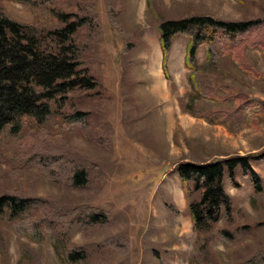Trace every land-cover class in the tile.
Returning <instances> with one entry per match:
<instances>
[{"label": "rangeland", "instance_id": "obj_1", "mask_svg": "<svg viewBox=\"0 0 264 264\" xmlns=\"http://www.w3.org/2000/svg\"><path fill=\"white\" fill-rule=\"evenodd\" d=\"M152 1L165 17L193 11L244 19L264 13V0L252 5L241 0ZM0 2L14 18L35 20L29 5L16 0ZM71 3L80 12L88 11L86 4L93 8L96 23L82 26L75 39L81 46V66L89 69L97 85L73 89L61 101H53L58 111L44 122L28 116L19 133L0 134V194L46 198V209L36 214H46L63 228L65 246L84 250L86 257L70 260L49 235L36 241L19 231L13 221L0 217L5 248L4 253L0 249V264H200L192 259L198 240L177 165L181 160L199 162L264 149V119L256 125L244 120L229 128L185 109L188 94L193 92L191 69L184 61L188 38L183 34L175 37L167 76L156 17L148 0ZM245 53L264 71L261 49L248 46ZM197 57L203 62L204 46ZM221 62L225 71H211V75L264 98L263 78L242 71L229 56ZM234 103L203 97L197 108ZM76 109L88 114L83 125L62 116ZM85 129L97 137L85 136ZM40 157L45 165L37 164ZM251 162L264 178V157ZM79 166L89 169L84 187L66 181ZM50 169L58 172L51 176ZM60 171L65 177L61 178ZM235 173L239 184L228 171L224 184L234 201V226L249 224L241 233L245 243L224 242L218 236L225 223L220 218L208 232L212 261L203 264H240L264 251V203L251 202L253 185L241 166ZM90 209L104 212L107 219L85 232L77 219Z\"/></svg>", "mask_w": 264, "mask_h": 264}, {"label": "trees", "instance_id": "obj_2", "mask_svg": "<svg viewBox=\"0 0 264 264\" xmlns=\"http://www.w3.org/2000/svg\"><path fill=\"white\" fill-rule=\"evenodd\" d=\"M16 1L31 7L35 20L24 22L14 18L0 2V134L13 136L20 132L26 117L32 116L38 122H44L55 114L58 110L52 102L61 101L67 92L97 85V79L89 69L81 66V46L75 39L82 26L96 23L91 4H86L88 11L80 12L74 10L73 0ZM241 1L252 5L257 0ZM148 2L156 17L163 52L162 66L167 76L168 57L175 37L183 34L188 38L184 61L191 69L189 81L193 92L188 94L185 109L198 117H205L209 122L221 123L229 128L244 120L252 125L263 120L264 98L218 79L211 75V71L224 72L222 57L229 56L242 71L264 79V71L252 63L245 53L250 46L258 47L264 55V13L244 19L222 18L209 12L193 11L182 16L165 17L154 9L152 0ZM201 46L205 48V58L199 63L197 52ZM219 90L226 93L220 94ZM203 97L218 101L234 100L235 103L227 107L198 109L197 103ZM87 115L86 111L79 109L62 114L66 121L81 124L87 121ZM85 131V136H95L91 134L92 127L91 133L87 129ZM94 139L99 142L98 138ZM259 157H264V149L243 154L230 153L199 162L179 161L177 172L198 240L192 251L193 260L200 264L212 261L209 259L208 232L220 218L225 223L218 230V236L227 244L245 243L244 234L241 233L246 232L249 224L234 226V201L225 187L224 177L228 171L238 185L235 170L241 166L253 185L251 202L256 204L262 200L264 203V178L251 162ZM36 162L45 165L41 157ZM57 172L55 169L49 170L51 176ZM59 175L65 177L61 171ZM60 176L55 175L59 179ZM67 177L69 179L66 181H70L71 185L84 187L89 182V169L86 166L76 167ZM46 202L42 196L3 192L0 194V217L13 221L19 231L36 241H43L49 235L57 247L64 250L68 259L82 261L86 257L84 250L65 246L63 228L48 219L46 214L42 217L36 214L37 210L46 209ZM105 219L107 215L104 212L90 209L85 216L77 219V223L86 232L89 227ZM3 242L0 236L2 253L5 252ZM240 264H264V251L250 255Z\"/></svg>", "mask_w": 264, "mask_h": 264}, {"label": "crops", "instance_id": "obj_3", "mask_svg": "<svg viewBox=\"0 0 264 264\" xmlns=\"http://www.w3.org/2000/svg\"><path fill=\"white\" fill-rule=\"evenodd\" d=\"M217 124V123H216ZM220 124V123H219Z\"/></svg>", "mask_w": 264, "mask_h": 264}]
</instances>
